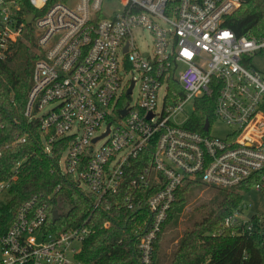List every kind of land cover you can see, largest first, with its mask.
<instances>
[{
    "label": "built area",
    "instance_id": "1",
    "mask_svg": "<svg viewBox=\"0 0 264 264\" xmlns=\"http://www.w3.org/2000/svg\"><path fill=\"white\" fill-rule=\"evenodd\" d=\"M245 1L50 5V0H29L39 14L28 24L31 14L22 13L18 0H0V60L25 41L26 26L33 25L39 56L25 114L39 120L46 152L65 140L60 172L73 175L77 189L96 197L94 210L118 194L132 210L139 191L152 190L151 218L133 222L141 264L152 263L155 243L185 184L233 190L255 179L251 190L264 188V71L254 62L264 56V36L238 35L228 25ZM139 27L152 34L150 54L136 41ZM213 95L214 122L232 128L225 137L211 134L214 122L206 134L187 126L195 100ZM141 157L147 164L133 174ZM19 165L8 179L0 178V204L18 179ZM245 208L241 204L227 216L222 230L242 236L257 228L264 238V213L246 215ZM47 219V206L38 197L21 204L0 237V264H84L78 256L95 229L82 224L52 232ZM103 226L109 228L111 221Z\"/></svg>",
    "mask_w": 264,
    "mask_h": 264
},
{
    "label": "trees",
    "instance_id": "2",
    "mask_svg": "<svg viewBox=\"0 0 264 264\" xmlns=\"http://www.w3.org/2000/svg\"><path fill=\"white\" fill-rule=\"evenodd\" d=\"M66 1L50 0L49 4ZM18 2L23 14H39L29 0ZM228 25L238 35L264 36V0H246L229 17ZM38 56L37 37L30 25L26 26L25 41L0 60V119L3 123L0 148L8 145L0 157V178L8 179L20 163L18 179L0 204V237L13 223L20 205L38 197L39 202L47 206L49 231L60 232L82 224L95 229L84 241L78 256L84 264H141L133 222L151 218L147 200L152 190L141 189L132 210L124 207V194L108 195L94 210L96 197L77 189L73 175L60 172L58 165L66 149L65 140H59L50 153L46 152L39 120L25 114ZM215 98L213 95L195 100L196 108L187 124L190 129L207 133L204 124L215 120ZM19 137L26 141L16 142ZM146 164L147 160L141 157L134 163L133 174ZM254 182L255 179L233 190L219 189L212 193L209 202H196L190 213L185 209L191 202L189 191L195 183L181 187L155 243L151 264H264V238L257 228L242 236H233L221 227L224 219L240 208L244 193L251 190ZM54 211L59 214L56 222L52 221ZM107 220L111 221L109 228L103 226ZM181 223L186 226L183 231L179 230ZM167 233H170L167 242H176L168 257L162 246Z\"/></svg>",
    "mask_w": 264,
    "mask_h": 264
},
{
    "label": "rangeland",
    "instance_id": "3",
    "mask_svg": "<svg viewBox=\"0 0 264 264\" xmlns=\"http://www.w3.org/2000/svg\"><path fill=\"white\" fill-rule=\"evenodd\" d=\"M168 26V25H166ZM134 34L136 37V41L139 45V48L141 49L142 53L144 54H150V46L152 45V34L145 28H136L134 30ZM254 62L257 65V67L264 71V56H257L254 58ZM132 74H128V77H131ZM137 94H138V88L136 87L133 95L131 96L132 98V103H134L137 99ZM48 108H45L42 112L47 110ZM186 111L188 113H191L193 111V103H189L186 106ZM232 130L231 127L227 126L223 121L220 119H217L211 127V134L214 136L218 137H225L227 134L230 133ZM104 139L100 140L96 144V148H99L103 143ZM65 157L66 155L64 154L63 157L61 158L60 161V167L64 171L65 170ZM219 190V188L216 187H211L207 186L202 183H195L192 185V188L190 189L189 193L191 195V202L190 204L186 207L185 212L190 213V211L193 210V208L196 206V202L202 201V202H209L210 197L212 196V193L214 194ZM246 206L247 209L245 208V214L246 215H252L255 213H264V188L261 191L258 190H251L249 193L244 195L242 206ZM199 217V216H198ZM201 217V216H200ZM184 218V217H183ZM182 218V221H184ZM186 228L183 223L180 224L179 230L183 231ZM170 233L165 234L163 240H162V246L164 247V250L167 254V257L170 255L172 252V248L175 246L176 242L174 243H168V235Z\"/></svg>",
    "mask_w": 264,
    "mask_h": 264
},
{
    "label": "water",
    "instance_id": "4",
    "mask_svg": "<svg viewBox=\"0 0 264 264\" xmlns=\"http://www.w3.org/2000/svg\"><path fill=\"white\" fill-rule=\"evenodd\" d=\"M34 16L31 14L27 18V23L30 24L33 20ZM204 129L207 131L209 129V121H206ZM59 219V214L57 211H54L52 214V221L56 222Z\"/></svg>",
    "mask_w": 264,
    "mask_h": 264
}]
</instances>
